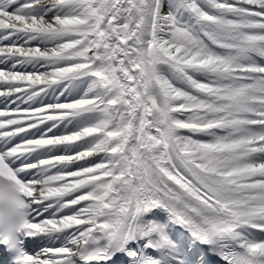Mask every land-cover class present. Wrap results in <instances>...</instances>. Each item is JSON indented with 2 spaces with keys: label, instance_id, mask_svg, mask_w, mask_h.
Instances as JSON below:
<instances>
[{
  "label": "snow or ice",
  "instance_id": "obj_1",
  "mask_svg": "<svg viewBox=\"0 0 264 264\" xmlns=\"http://www.w3.org/2000/svg\"><path fill=\"white\" fill-rule=\"evenodd\" d=\"M0 264H264V0H0Z\"/></svg>",
  "mask_w": 264,
  "mask_h": 264
}]
</instances>
